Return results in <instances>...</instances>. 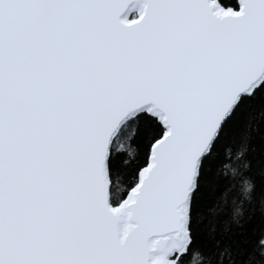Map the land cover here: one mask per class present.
Segmentation results:
<instances>
[{"label": "snow or ice", "instance_id": "snow-or-ice-1", "mask_svg": "<svg viewBox=\"0 0 264 264\" xmlns=\"http://www.w3.org/2000/svg\"><path fill=\"white\" fill-rule=\"evenodd\" d=\"M257 105L264 0H0V264H247Z\"/></svg>", "mask_w": 264, "mask_h": 264}, {"label": "trees", "instance_id": "trees-1", "mask_svg": "<svg viewBox=\"0 0 264 264\" xmlns=\"http://www.w3.org/2000/svg\"><path fill=\"white\" fill-rule=\"evenodd\" d=\"M253 126L258 129L254 146L256 151L252 154V171L250 175L255 178L258 191L264 189V113L261 112L259 106L252 112ZM139 144V141L134 142V145ZM127 147V146H125ZM228 147V146H225ZM233 151H235V146ZM127 183V180H125ZM221 196L220 189L215 188L209 184L205 190L202 206L206 210L204 216L199 222L197 231L195 233V247L201 249L206 254H213L216 251V244L219 241L220 247L225 245H232L233 249L242 253L239 257L247 262V264H256L258 256V245L262 238L261 232L264 230V216L261 215L259 208L255 212H250L246 218L243 228H237L231 222L230 213L233 205L231 203L233 198L238 197V192L233 189L228 197V203L224 204L219 197ZM216 208L217 214L213 218L207 209ZM214 219L215 233L209 231L210 220ZM227 229V230H225ZM251 255L255 258L249 259ZM198 264L204 262L198 261Z\"/></svg>", "mask_w": 264, "mask_h": 264}]
</instances>
